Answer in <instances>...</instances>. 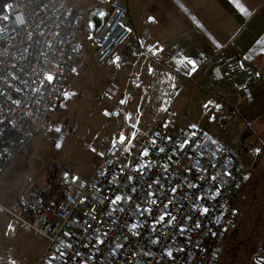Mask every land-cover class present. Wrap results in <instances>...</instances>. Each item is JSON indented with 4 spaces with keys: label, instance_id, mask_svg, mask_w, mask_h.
Returning <instances> with one entry per match:
<instances>
[{
    "label": "built area",
    "instance_id": "1",
    "mask_svg": "<svg viewBox=\"0 0 264 264\" xmlns=\"http://www.w3.org/2000/svg\"><path fill=\"white\" fill-rule=\"evenodd\" d=\"M93 12L102 13L101 23L95 28L90 20L86 32L94 36V61L102 66L133 35L121 0H90L84 6L68 0L0 2V134L20 118L34 130H52L51 113L69 96L68 77L85 68L82 25ZM145 54L174 65L167 70L187 80L201 72L213 83L242 75L234 90L252 100L249 85L257 71L240 65L223 46L212 52L197 48L188 57L166 54L156 41ZM187 61L195 62V72ZM110 92L108 87L105 93ZM123 103L105 106L102 114L133 119L127 97ZM166 113L133 140L98 147L89 177L63 167L60 199L55 194L46 200L31 186L6 208L22 229L45 240L34 264H217L245 200L249 171L243 153L200 124ZM57 135L60 148L64 137ZM253 263L264 264V227L250 255Z\"/></svg>",
    "mask_w": 264,
    "mask_h": 264
},
{
    "label": "rangeland",
    "instance_id": "2",
    "mask_svg": "<svg viewBox=\"0 0 264 264\" xmlns=\"http://www.w3.org/2000/svg\"><path fill=\"white\" fill-rule=\"evenodd\" d=\"M2 1L4 0H0ZM89 2L90 0H68L69 5H83ZM121 2L124 4V0ZM139 3H141L140 7L145 10L151 8L148 0H140ZM147 19L141 18L148 22ZM88 24L89 20L86 19L82 25L84 33L89 30ZM86 35V73L80 71L68 77V99L63 106L51 113V121L54 124L52 130L54 131L40 132L31 127L29 131L38 133L0 173V264H32L34 258L38 257L37 254H40L38 251L40 249L42 251L45 244L44 239L35 236L31 231L22 229L18 220L6 211V208L13 205L19 196L24 195L29 187L44 189L47 175L56 173L58 177L63 167L72 169L82 177H89L98 157V152H96L98 147L99 149L106 148L121 136L125 138V143L130 139L133 140L132 137L139 131V128L147 129L149 122L157 119L163 108H166V114L175 116L180 121L188 120L197 123L196 110H198V117L206 115L205 110H200L203 101L200 98L203 92L195 93L198 85L202 84L203 90H206V95L204 94L206 99L209 94L207 91L217 90V85L208 77L209 82L201 81L198 84L196 78L191 81L179 74L177 78L167 75L165 68L174 69V65L166 64L165 66L148 58L145 52L150 44L140 43L138 39L136 40L137 37L133 53L122 49L123 47L118 51L117 56L122 64L120 68L118 66L111 68L108 64L97 66L93 59L96 48L94 36L88 32ZM136 35L137 32L134 29L128 42L130 43ZM170 72L175 73V71ZM165 81L171 82L172 95H169V90H164ZM186 81L188 83L184 88L178 94H174V88L178 86V82L180 87ZM227 81L228 79H225L219 83ZM108 87L113 92L105 93ZM216 95L217 92L214 93V96ZM125 97L128 98V108L134 107L131 114L133 119L128 117L124 122L121 115L106 119L102 114L104 107L107 106L108 109L121 107L125 105L121 103ZM220 98L226 100L227 96L220 95ZM168 105L171 107L170 110L166 107ZM108 112L112 113V111ZM123 115L125 118L128 116L127 112H123ZM59 131L62 132L64 141L60 148H56L58 144L55 145V140L58 139ZM123 137H121L122 140ZM243 146L246 149H257V152L249 154L246 150L244 151L245 164L247 167L249 164L251 166L247 168L249 179L244 185L245 200L242 203L240 220L236 226L238 230L236 228L233 230L242 233L250 240L257 233L260 234L264 227V135L254 137L252 142L248 140ZM233 230L230 231V236ZM239 242L235 240L232 246L237 247V251H241L237 263H243L249 245H242ZM249 259L246 264H249Z\"/></svg>",
    "mask_w": 264,
    "mask_h": 264
},
{
    "label": "crops",
    "instance_id": "3",
    "mask_svg": "<svg viewBox=\"0 0 264 264\" xmlns=\"http://www.w3.org/2000/svg\"><path fill=\"white\" fill-rule=\"evenodd\" d=\"M139 1L124 0L129 26L135 29L137 35L122 49L134 48L137 39L140 43L147 42L150 45L157 41L165 46L166 54L180 51L189 57L197 48L211 52L214 48L223 46L227 53L236 57L240 65L257 71L258 78L249 85L252 100H247L242 93L234 90V83L242 78V75L229 77L226 83H215L217 95L214 96V91H207L209 93L207 99L204 96L206 90H203L202 84L198 85L195 93L203 92L200 98L201 101L203 100L200 110H205L206 115L198 117V110H196V119L194 118L212 134L243 153L244 157H246L245 150L249 154H255L257 149H246L243 145L248 140L252 142L254 137L264 135V0H148L151 8L146 10L140 7ZM141 18H148V22ZM87 19L90 23V15ZM115 59L108 64L111 68L117 62ZM86 66L87 64L83 70L84 73H86ZM165 72L171 77L178 76L176 72H170L166 68ZM153 73H156L155 70ZM195 78L198 84L201 81L209 82L205 72L196 75L191 81ZM165 82L164 90H169V95H172L171 82ZM187 83L188 81L179 87L178 82V86L174 88V94H178ZM220 95L227 96V99L222 100ZM230 95L233 97H228ZM217 105L220 107L217 108ZM166 107L168 110L171 109L170 105ZM165 109L163 108L161 114L165 112ZM155 120L149 122L148 128ZM139 130L142 129L139 128ZM123 133H125L124 129ZM258 234L249 240L242 233L233 230L217 264H246L249 253L255 247V241L258 240ZM235 240H239V244L249 245L243 263H237L241 251H237V247L232 246ZM38 253H41V249ZM37 258H34L32 264Z\"/></svg>",
    "mask_w": 264,
    "mask_h": 264
},
{
    "label": "trees",
    "instance_id": "4",
    "mask_svg": "<svg viewBox=\"0 0 264 264\" xmlns=\"http://www.w3.org/2000/svg\"><path fill=\"white\" fill-rule=\"evenodd\" d=\"M29 129L31 126L28 121L20 118L0 134V173L9 166L22 148L29 145L32 137L38 133L37 131L31 132ZM45 181L44 189H40L44 199L49 200L55 194H58L60 199L65 189L59 183L57 174L47 175Z\"/></svg>",
    "mask_w": 264,
    "mask_h": 264
},
{
    "label": "snow or ice",
    "instance_id": "5",
    "mask_svg": "<svg viewBox=\"0 0 264 264\" xmlns=\"http://www.w3.org/2000/svg\"><path fill=\"white\" fill-rule=\"evenodd\" d=\"M119 58L117 57V60H118ZM187 63H190V64H192L193 65V67H192V72H195L196 71V67H195V62L194 61H187ZM121 103H123V101H121ZM206 107H207V105H206ZM220 106L219 105H217V108H219ZM106 115H108L109 113H105ZM213 119H214V117H213ZM194 127V126H193ZM193 135H195V133H193ZM121 137H123V136H121ZM121 137H120V141H121V143H123V141H124V137H123V140H121ZM161 151H163V149H161ZM144 155H147V151L145 150V152L143 153ZM216 195L218 196L219 195V192L217 191V193H216ZM116 199L117 200H119V199H121V197H119V196H117L116 197ZM209 212V209L208 208H204L203 209V213L204 214H207ZM161 219H164V217H161ZM173 219H175V217H173ZM197 227H199V225H197ZM169 255H170V253H169Z\"/></svg>",
    "mask_w": 264,
    "mask_h": 264
},
{
    "label": "water",
    "instance_id": "6",
    "mask_svg": "<svg viewBox=\"0 0 264 264\" xmlns=\"http://www.w3.org/2000/svg\"><path fill=\"white\" fill-rule=\"evenodd\" d=\"M101 17L102 13L101 12H93L90 14V19L93 21L95 28L98 27L101 23Z\"/></svg>",
    "mask_w": 264,
    "mask_h": 264
}]
</instances>
